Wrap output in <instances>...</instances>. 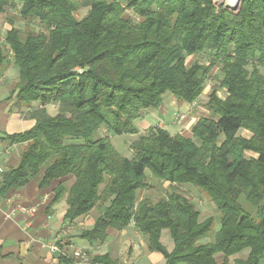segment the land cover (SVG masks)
<instances>
[{
  "label": "trees",
  "instance_id": "16d2710c",
  "mask_svg": "<svg viewBox=\"0 0 264 264\" xmlns=\"http://www.w3.org/2000/svg\"><path fill=\"white\" fill-rule=\"evenodd\" d=\"M13 2L0 0V13ZM21 2L20 15L46 30L23 32L10 19L0 45V75L10 62L6 49L19 69L10 98L36 120L26 131L0 137L26 143L19 164L2 173L0 196L41 170V187L70 176L55 187L50 206L65 198L69 222L97 208L92 226L79 234L92 244L104 242L109 227L134 223L166 264H264V0H243L238 11L214 0ZM81 8L88 11L78 18ZM204 51L212 55L208 63L187 65L189 55ZM216 66L227 95L213 88L211 116L196 121L191 137L154 126L131 142L128 157L100 135L102 127L137 133L136 121L159 108L168 92L194 102ZM149 173L171 185L165 196H141L152 186ZM174 183L193 184L219 213L202 220ZM165 231L171 250L162 242ZM91 262L111 259L94 255Z\"/></svg>",
  "mask_w": 264,
  "mask_h": 264
},
{
  "label": "crops",
  "instance_id": "0c3cea01",
  "mask_svg": "<svg viewBox=\"0 0 264 264\" xmlns=\"http://www.w3.org/2000/svg\"><path fill=\"white\" fill-rule=\"evenodd\" d=\"M13 103L14 100L9 94L7 97H0V137L26 131L36 122L30 115L13 109L11 107ZM180 109L182 110L180 116L178 114L175 116V112L178 113ZM196 114L197 100L187 102L171 95L159 108L146 111L136 121L139 129L137 133L118 137L130 135L134 141L154 126L163 127L172 134L181 133L191 137L192 127L200 118ZM250 135L249 131L245 136ZM25 144H11L0 138V166L4 170L19 164ZM43 176L44 170H41L23 187L11 190L6 196H0V264H106L91 262L94 255L104 254L109 255L111 259L109 264H166V258L162 253L149 250L146 238L134 223L124 229L109 227L108 237L102 243L92 244L81 238L80 232L84 228H90L95 217L88 223H85L88 220L85 215L74 222L65 220L67 210L65 198L50 206L55 197V187L60 181H70V176L55 179L50 185L41 187ZM17 205L34 207V211L28 213L16 210ZM164 236L167 242L164 241ZM55 242L60 248L59 251L51 249ZM162 242L169 250L173 248V241L166 231L163 232ZM76 249L86 252L88 259L76 256ZM60 254L71 260L62 262ZM218 260L221 262L222 258Z\"/></svg>",
  "mask_w": 264,
  "mask_h": 264
},
{
  "label": "rangeland",
  "instance_id": "374dc122",
  "mask_svg": "<svg viewBox=\"0 0 264 264\" xmlns=\"http://www.w3.org/2000/svg\"><path fill=\"white\" fill-rule=\"evenodd\" d=\"M122 3H124V0H120ZM216 5H227L226 1L224 0H214ZM22 2L21 0H14V2L9 5L5 12L0 13V26L2 29V36L0 38V45H4V37L5 33L8 29L12 28L13 25L17 28H20L23 32H27L28 30L31 31H45V25L40 22L39 20H29L25 19L20 15ZM235 6V5H233ZM88 11V8H81L77 13V17L81 18L83 17L86 12ZM128 14L133 17L134 20H139V17L134 15L131 11H128ZM10 19L13 20V25L10 21ZM6 46V45H5ZM6 52L8 53L10 62L2 75H0V87L2 89V92L0 93V97L4 98L7 97L8 94L10 95L12 92V89H14L16 82L19 79V69L16 63L14 62L13 56L10 53L8 49H6ZM211 53L209 51H204L201 53L191 54L187 57V65L192 64L194 61L198 60L203 63H208L211 59ZM250 68H252V65H249ZM261 70L264 73V66H261ZM219 77H220V70L219 67H215L211 76L208 78L206 82V87L204 89V93H202V96H199L197 99V116H211V113L207 107V101L209 99V94L213 90V88H217L219 95L224 98L227 95V91L225 88H221L219 85ZM172 94L168 92L164 95V100L171 96ZM11 99L14 100V98L11 97ZM13 109L18 110L20 113H25L26 115H29L30 110L25 109H19L15 106L13 103L12 106ZM48 110L50 113L55 114L57 112V106L56 105H49ZM180 112L182 110H178V113L175 112V116H180ZM22 116V115H21ZM183 117V116H182ZM243 135H248L249 131L242 129L240 131ZM100 135H109L111 138V141L115 144V146L125 154V156L132 157L134 155V152L131 150V142L132 137L130 135H126L123 137H118V134L109 133L104 127L100 129ZM124 135V134H122ZM252 155V153H248L247 156ZM149 180L152 186L144 189L141 191V196H146L151 199H157L161 196H165L167 192L171 189V185L169 183H162L161 181L155 179L153 176L149 173ZM174 187H176L180 192L187 195L190 199H192L197 207L201 211L200 218L203 220L209 216L217 215L219 213L217 207L214 205V203L208 198V196L202 192L200 189L195 187L193 184H173ZM99 214V211L97 208L89 212L85 215V217L88 219L85 223L91 222L96 215ZM220 225L216 224L213 230L211 231L210 235L204 239L205 242L210 241L214 238L216 231L219 229ZM164 241L167 242L166 236H164ZM248 251V249H245ZM240 255V254H239ZM238 255V256H239ZM247 252H242V257L246 256ZM217 258L221 259V254H217Z\"/></svg>",
  "mask_w": 264,
  "mask_h": 264
},
{
  "label": "built area",
  "instance_id": "2783aa9c",
  "mask_svg": "<svg viewBox=\"0 0 264 264\" xmlns=\"http://www.w3.org/2000/svg\"><path fill=\"white\" fill-rule=\"evenodd\" d=\"M3 171H4V169L0 166V180H1V176H2ZM15 209L23 211V212H28V213H32L34 211V207H27L25 205H17V207ZM51 249L53 251H59L60 250V248L56 242L51 245ZM75 255L76 256H82L85 259H88L87 253L84 252L82 249H76Z\"/></svg>",
  "mask_w": 264,
  "mask_h": 264
},
{
  "label": "water",
  "instance_id": "95a60500",
  "mask_svg": "<svg viewBox=\"0 0 264 264\" xmlns=\"http://www.w3.org/2000/svg\"><path fill=\"white\" fill-rule=\"evenodd\" d=\"M242 1L243 0H240L239 3L236 6H234V7L229 6V5H224V7L229 8L232 11H238L240 9V7H241Z\"/></svg>",
  "mask_w": 264,
  "mask_h": 264
},
{
  "label": "bare ground",
  "instance_id": "6f19581e",
  "mask_svg": "<svg viewBox=\"0 0 264 264\" xmlns=\"http://www.w3.org/2000/svg\"><path fill=\"white\" fill-rule=\"evenodd\" d=\"M224 1H226V3H228L227 5L234 7L233 5L236 6L240 0H224Z\"/></svg>",
  "mask_w": 264,
  "mask_h": 264
}]
</instances>
